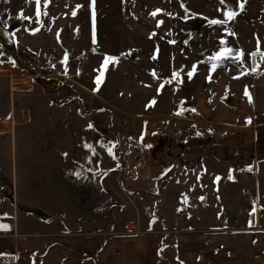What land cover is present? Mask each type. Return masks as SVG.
<instances>
[{
  "label": "rangeland",
  "instance_id": "1",
  "mask_svg": "<svg viewBox=\"0 0 264 264\" xmlns=\"http://www.w3.org/2000/svg\"><path fill=\"white\" fill-rule=\"evenodd\" d=\"M225 12L236 16L210 23L226 20ZM106 58L115 59L97 84ZM182 69L210 72V103L213 93L239 90V135L230 141L225 128L218 138L231 149L222 158L230 195L196 206L169 182L174 164L185 173V161H197L209 144L171 145ZM256 71L264 73V0H0V229L13 233L0 239L82 242L85 249L72 251L90 256V243L100 250L121 236L137 244L154 236L166 257L177 240L208 234L240 245L242 264H264V137L255 143V128L245 126L264 120V74L252 78ZM135 142L140 152L129 162ZM125 168L131 175H119ZM179 176L191 182L196 174ZM185 205L191 211L179 219ZM39 257L38 250L31 264Z\"/></svg>",
  "mask_w": 264,
  "mask_h": 264
},
{
  "label": "crops",
  "instance_id": "2",
  "mask_svg": "<svg viewBox=\"0 0 264 264\" xmlns=\"http://www.w3.org/2000/svg\"><path fill=\"white\" fill-rule=\"evenodd\" d=\"M185 69H182L178 78V87L177 90L179 94L182 96V102H180V109L176 112L174 119L172 122H177L179 124V136L176 138V142L172 143V147L180 149V147L185 144L187 147L194 150L197 146H203L207 143L208 147H206V152L204 151L198 160H192L193 162L190 164L188 161H185L184 167L185 173L182 170H179V164H174L172 169H176L173 171L171 178H169V182L172 185H178V189L176 195L178 197H186L193 205L197 201L201 200H212L213 198H217V200L224 199L226 195L230 194L225 193V187L223 184L225 181V173L227 169H231L229 165H227L222 158L224 157V152H229L231 150L230 146L226 145V142H221L218 138L223 134L226 135V132L231 131L230 141H236L234 137L239 135L241 130V126L238 127L235 125L236 119L239 118V112H237V108H234V105L238 102H233L237 97V86L229 87L226 89H222L216 93H213V97L216 98V101L210 103L207 98V93H209V86L211 84L208 83L205 74L202 73H193L191 78H189V72H184ZM247 72L243 70L241 73ZM262 74L259 71L252 73V78H259ZM263 76V75H262ZM177 92V93H178ZM226 92V93H225ZM228 92L232 93L231 98L228 97ZM255 94L256 89L251 91V93ZM241 93V92H240ZM212 96V95H210ZM234 97V98H233ZM242 98V97H241ZM211 99V98H210ZM220 106V107H219ZM230 106V112H227V107ZM233 107V108H231ZM187 108L191 110H195L197 112L198 119L202 123V126L207 131V135L200 134L195 132L194 130L189 131V125L191 122H183L180 124L178 121L184 120L182 116L187 112ZM218 108L222 109L221 112H218ZM179 111H181L179 113ZM216 111V113H215ZM236 111V112H234ZM178 119V120H175ZM188 125V128H186ZM245 126L255 128V133L252 132L255 140V143L260 141V138L263 139V135H257L256 130L260 127L264 129V120H260L258 123H252L251 125L247 124ZM228 128L229 131L224 132V129ZM230 128V129H229ZM239 130V132H238ZM238 134H237V133ZM212 135L215 139H211ZM207 138V139H205ZM240 146V145H238ZM233 148L232 152L236 149L237 146L232 143ZM227 148V150H226ZM211 149V150H210ZM225 149V151H224ZM210 152L211 155H215L217 159L213 161H209V155L206 154ZM219 154V155H216ZM222 155V156H221ZM182 164V163H181ZM234 165V164H233ZM156 167V166H154ZM228 167V168H227ZM150 169V168H149ZM178 169V170H177ZM181 169V168H180ZM247 169V168H246ZM196 174V177L191 180H188L186 177V181H182L179 175L189 176L190 174ZM231 173V172H230ZM199 174L201 177V187L199 191V187L197 186V180ZM240 175V174H239ZM164 176H161L157 181L163 180ZM204 178L212 179L209 184H205ZM150 179V178H147ZM209 179V180H210ZM214 180L218 181L217 186L213 185ZM156 181V182H157ZM173 181V182H172ZM175 181V182H174ZM155 182V184H156ZM157 182V183H158ZM162 185H165L162 183ZM185 185V186H184ZM164 190V187H160V191ZM230 193V192H228ZM230 197H228L229 199ZM232 202L235 201V196L231 198ZM227 201V200H226ZM231 206V202L229 203ZM194 206V208H195ZM193 208V207H192ZM190 218V217H189ZM217 227H212L208 230H218ZM204 231V230H203ZM152 232V231H150ZM47 234V233H44ZM65 234V233H63ZM208 234H190L186 236L184 240V244L179 243L178 240L174 242L173 248H168V252L164 255L166 257L161 256L162 252L158 248L159 240L154 236H145L148 237L146 239L140 240L137 242H130L126 237L121 236L117 240H108L105 241L103 246L98 248L97 244L90 243V256H82L80 253L82 248H86V244H82V242H68V240H60V241H47L42 242L43 244H28V241L21 240H13V244L7 242L5 240L0 239V256L9 257L11 259L6 260V264H31L32 255L36 253L38 250L40 251V257L38 259L37 264H242L243 260L240 259L239 253L237 250L240 249V245L238 244H220L219 240H217V236L205 237ZM210 235V234H209ZM13 239V233L3 232L0 229V238ZM144 237V238H145ZM219 237V236H218ZM181 242L183 240H180ZM84 245V246H83ZM7 246V248H6ZM72 249L77 250L78 252L74 253ZM95 250V252L93 251ZM50 253V254H49ZM222 253L228 255L227 259H222ZM95 254V255H93ZM257 257H255V260ZM250 260V259H249Z\"/></svg>",
  "mask_w": 264,
  "mask_h": 264
},
{
  "label": "built area",
  "instance_id": "3",
  "mask_svg": "<svg viewBox=\"0 0 264 264\" xmlns=\"http://www.w3.org/2000/svg\"><path fill=\"white\" fill-rule=\"evenodd\" d=\"M255 61L261 65L263 63V56H256ZM230 95L231 94H229V96ZM183 119L191 122L190 128L194 130L195 132L200 133V134H205L207 132L205 128L202 126V124L199 122L197 112L195 110H187V112L184 113L183 115ZM139 152H140V144L135 142L130 146L126 159L129 160V162L134 161L132 159ZM119 175L129 176L131 175V171L129 168H125L121 170ZM190 211H191V207L185 205L181 208V210L179 211L177 215L179 219H183L187 214L190 213ZM0 264H5V262L0 261Z\"/></svg>",
  "mask_w": 264,
  "mask_h": 264
},
{
  "label": "snow or ice",
  "instance_id": "4",
  "mask_svg": "<svg viewBox=\"0 0 264 264\" xmlns=\"http://www.w3.org/2000/svg\"><path fill=\"white\" fill-rule=\"evenodd\" d=\"M36 2H37V5L39 6L40 0H36ZM220 2L223 3L224 0H220ZM240 7H241V9H243V3L240 4ZM157 11H160V10H157ZM155 14H156V13H153V15H155ZM73 15H75V12H73ZM224 15H225L226 18H227L226 20H223V21H220V20H213V21H211L210 23H213V24L227 23L228 20H232V19H234V17L236 16V13H235V12H225ZM222 43H223V41H222ZM225 51H226L228 54L231 53V50H230V49L225 50ZM241 55H242V53H238V54H237V59H239ZM252 55L255 56V53H253ZM223 56H224V53L222 52V53L217 54V56L214 57V59H221ZM154 58H155V57H154ZM114 59H115V58H106V59H105L104 65H102L101 74H100V76L97 77V84H99V83L101 82V77L103 76V69L106 67V65L109 63V61L114 60ZM215 67H216V65L214 64V65H213V69H214ZM255 70H256V69L254 68L253 71H255ZM193 71H195V66H193ZM241 74L243 75L244 73H241ZM174 75H175V74H174ZM188 75H189V78H191V76L193 75V73H192V72H189ZM245 95L249 98V102L251 103V95H250V93H248L247 89L245 90ZM249 123H250V121H249ZM89 127H91V125H89ZM229 178H231V177H229Z\"/></svg>",
  "mask_w": 264,
  "mask_h": 264
},
{
  "label": "trees",
  "instance_id": "5",
  "mask_svg": "<svg viewBox=\"0 0 264 264\" xmlns=\"http://www.w3.org/2000/svg\"><path fill=\"white\" fill-rule=\"evenodd\" d=\"M4 258L5 260L11 259L9 257H5V256H0V259Z\"/></svg>",
  "mask_w": 264,
  "mask_h": 264
}]
</instances>
